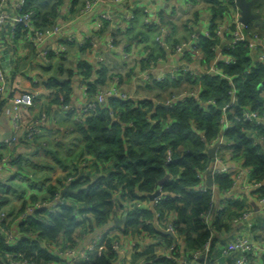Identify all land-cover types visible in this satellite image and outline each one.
Wrapping results in <instances>:
<instances>
[{
	"label": "built area",
	"instance_id": "built-area-1",
	"mask_svg": "<svg viewBox=\"0 0 264 264\" xmlns=\"http://www.w3.org/2000/svg\"><path fill=\"white\" fill-rule=\"evenodd\" d=\"M108 1L127 3L126 0ZM218 1L221 4L229 5L228 0ZM97 2L98 0H84L79 11L80 16H92L97 33L95 37L100 35L98 33L103 27L102 21L110 19V14L106 11L94 13V5ZM26 3L27 0H15L13 4L5 7L4 0H0V31L7 27L10 38H14L15 33L20 29L27 40L36 44L61 33L59 23L35 25L33 14L27 9ZM134 7L131 5L130 10L126 12V19H130ZM141 11L144 14V25L151 26L156 30L154 44L158 49V54L155 61H161L166 56L178 60L176 65L158 71H154V65L142 70L141 76L146 82L151 84L179 77L187 79L188 76L197 80L200 75H209L225 79L229 83L227 100L218 107L215 99L201 96L198 81L196 87H185L162 101L166 106H171L183 98H192L203 110L213 107L219 111L218 132L208 145L209 148L216 144L214 156L211 157L212 160L205 170H197L195 175L197 181L188 188L209 195L207 205L197 214V218L208 230L209 237L199 248L190 247L178 230L175 213L169 211L161 215L157 206L165 199L179 196L177 193L164 189L163 183H157L153 191L146 194L147 199L140 197L130 200L119 199V194L122 191L112 194L113 199L110 200H113V204L108 208L103 222L105 226L99 232L87 237L88 233L92 232L91 228L97 227L99 224L95 222L90 212H82L81 208L84 204L74 197L73 190L65 191L72 181L85 177L87 171L96 163L93 157L83 154L65 173L59 187L43 197H30L23 202L17 211L18 219L14 224L9 225V212L0 201V264H82L94 260L97 256L107 257L110 254V264H129L127 250L140 252L149 238L157 240L159 246L155 252L168 264H264V237L258 235V229H256L261 222V215L264 214V195L258 192L260 189H264V178L256 179L253 176V168L245 164L234 151L227 148L230 141L225 135V131L233 126L232 115L236 120L247 123L250 127H264V90L262 91V107L253 108L250 104L240 103V93L236 83V81L246 80L257 63L264 67V35L255 31L249 22L243 23L239 20V9L234 0L232 9L215 19L211 17V23H208L200 35L212 41L213 56L208 62H205L197 46L199 41L197 36L192 33L178 42H170L166 37L167 26L162 23L161 18L151 14L153 10H149L146 6H141ZM63 36L65 42L79 44L93 38L87 34L84 37ZM108 41V45L112 47L113 37H110ZM240 43L247 45L245 56L248 57L249 62L241 71L227 74L223 65L237 63L236 56L228 51L236 50ZM59 49H63L61 44ZM119 49L122 56L126 58L128 55L124 46H120ZM3 50L0 46V100L12 110H16L20 105H32L36 101L37 91L23 90L19 84L10 79L12 76V73H9L10 65L6 70L2 63V56L5 54ZM43 54L44 52H42ZM188 56L191 58L188 59ZM97 59L102 60V57H97ZM100 67L97 65L94 70L96 71ZM118 79L119 77L115 75L111 77L110 82L97 85L91 96L87 95V81L84 80L82 85L84 101L75 107L66 106L71 111L76 109L74 110L75 120L82 123L83 119L94 112L99 105L104 104L108 97L136 99L137 97L134 98V96L121 92L120 79ZM11 119L12 131L17 132L20 124L17 122L15 113ZM45 120L46 113L44 110L40 111L39 117L25 130V136L30 139L39 134ZM246 136H249L253 143L259 145L260 150L264 152L263 134L253 129H246ZM0 142L9 147L16 142V134L9 135L1 139ZM13 159L14 157L10 158L8 155L0 156V172L2 168L9 166L14 161ZM170 160L171 152L167 150L165 161ZM166 174L168 176L166 180L174 179V175L165 171L164 175ZM218 174L227 175L231 180L230 184L223 188L219 187L214 181V177ZM208 175L210 183L207 180ZM214 184L218 187L216 190L219 189L222 195L218 200L214 199ZM155 191L156 194L149 198V194ZM239 194H243V197L238 196ZM235 199L243 202L242 207L239 209L233 207L231 209L233 214H228L225 210L227 201ZM230 207L232 206L230 205ZM128 211H134L139 216L150 211L151 219L146 223L153 226L154 233L149 234L141 228L134 230L133 227H129L125 229L123 226L125 220L121 224L113 222L114 218L121 214H125L126 217ZM68 215L74 218L75 225L84 224L86 232L84 235L74 234L72 230L69 238L67 233L60 236L59 232L61 231L51 237L43 232V227L50 225L55 220L66 219ZM217 220L219 224L223 223V225L218 226ZM20 240H27L32 246V250L28 254L17 247ZM212 240H214L213 248H211ZM41 251L48 254L49 257L40 256ZM141 264H150V262L143 261Z\"/></svg>",
	"mask_w": 264,
	"mask_h": 264
},
{
	"label": "crops",
	"instance_id": "crops-1",
	"mask_svg": "<svg viewBox=\"0 0 264 264\" xmlns=\"http://www.w3.org/2000/svg\"><path fill=\"white\" fill-rule=\"evenodd\" d=\"M14 1L4 0L5 7ZM126 1L124 4L98 0L94 5V13L106 11L110 14V19L102 21L103 27L98 37H95L97 33L92 16L79 14L84 0H27L26 7L32 12L35 25L43 26V22L61 25L60 34L48 37L39 44L27 40L21 30L15 33L14 38H10L7 27L1 29L0 46L4 49L3 53L9 56V73H12L10 79L23 90L37 91L36 101L32 105H20L16 110H12L0 100V140L16 134V142L11 146L0 142V156L14 157V161L0 172V199L9 212V225L17 221V211L27 198L43 197L59 187L68 169L81 155L88 154L84 150L80 124L75 120L76 109L71 111L66 107H75L84 101L82 85L84 80L90 78L84 77L79 71L80 62L87 63L95 73V66L104 67V83L110 82L111 77L117 75L120 77L121 92L134 98L145 97L162 102L185 87H196V82L191 79L179 77L166 79L162 90L161 85L164 84H150L142 78L141 71L151 65H154V71H158L176 65L178 60L166 56L161 61H155L158 54L154 44L156 30L144 25L141 6L153 10L151 14L161 18L162 23L167 26L166 37L170 42H178L192 33L199 37L208 23H211L212 12L208 4L204 0ZM131 5L135 7L130 19H126L125 14ZM228 9L231 10L232 7ZM251 11L257 16L249 24L255 31L264 35V0H254ZM86 34L94 39L89 38L90 40L87 39L83 44L64 41L63 35L84 37ZM110 37H113L114 41L112 47L108 45ZM60 44L63 46L62 50L59 49ZM120 46H124L128 55L126 58L122 56ZM97 57H102V60ZM53 81L57 84H53ZM62 82H69L70 86L65 102L62 100L65 93ZM43 110L46 120L41 126V132L33 138H27L25 130ZM13 113L20 124L17 132L12 131ZM103 169L97 162L86 174L93 179L103 174ZM217 188L215 185V200L222 197ZM67 189L71 188L67 187L65 191ZM238 196L242 198L243 194ZM260 221L256 229L258 235L264 237V214L261 215ZM103 226L104 223L97 227L91 226L92 232L88 233L87 237L102 230ZM130 227L134 230L140 229L137 225ZM72 230V233L80 236L86 233L84 224L80 223ZM61 232L60 236L67 233L69 238L70 233L63 229ZM158 246L155 238H149L140 252L127 250V262L141 264L143 261H149L150 264H168L162 259L156 260L160 258L155 252Z\"/></svg>",
	"mask_w": 264,
	"mask_h": 264
},
{
	"label": "trees",
	"instance_id": "trees-1",
	"mask_svg": "<svg viewBox=\"0 0 264 264\" xmlns=\"http://www.w3.org/2000/svg\"><path fill=\"white\" fill-rule=\"evenodd\" d=\"M204 1L208 4L213 19L228 12V8L234 4V0H228L229 5L221 4L218 0ZM198 38L197 46L201 56L208 62L213 56L212 41L203 36ZM246 50L247 45L240 43L236 50L228 51L236 56L237 63L223 65L227 74L237 73L248 64ZM78 69L84 77L90 78L86 80L88 96L93 94L97 85L105 84L104 67L101 66L95 73L82 61ZM188 78L194 83L198 81L201 96L215 99L217 107L227 100L229 87L227 80L209 75H200L197 80L191 76ZM263 78L264 67L257 63L246 80L236 81L240 103L250 104L253 108L262 107ZM52 83L57 84L55 81ZM164 83L165 81L154 82L155 85ZM61 86L65 92L62 100L65 102L70 92L69 82H62ZM164 86L165 84L161 85V88ZM218 116V109L209 107L208 110H203L192 98H183L171 106H164L152 98L108 97L104 104L99 105L83 119L82 123H79L84 139V150L105 170L103 174L93 179L87 175L69 184V188L74 191V197L84 204L82 212H90L95 222L101 224L105 221L108 208L113 204V200H110L113 199L112 194L122 191L119 199L130 200L136 197L147 199L146 194L153 191L167 171L174 175V179L164 181L162 186L179 196L165 199L157 206V210L161 215L169 211L174 212L175 223L184 240L190 247L199 248L209 237V232L197 218V214L207 205L209 195L188 188L196 183L197 170H205L212 160L207 148L218 132ZM232 119L233 126L225 131L226 138L230 141L227 148L253 168V176L256 179L264 178V152L246 136V129H253L264 135V127H250L247 123L236 120L234 115ZM167 150L171 152V160L168 162L165 161ZM214 181L221 188L231 182L230 178L223 174L216 175ZM258 192L264 195V189ZM0 201L2 203L1 199ZM233 207L241 208L242 202L236 199L227 201L225 210L228 214H233L231 210ZM151 215L150 211L144 212L142 216L134 211H128L124 228L137 225L153 234V226L146 223L151 219ZM216 223L219 224L218 220ZM75 224L74 218L68 215L66 219L55 220L43 227V232L51 237L62 229L71 233ZM220 225L223 223L218 226ZM213 242L214 240L211 241V248L214 247ZM17 247L27 254L32 250L27 240H20ZM40 256L49 257L42 251ZM110 257L111 254L107 257L100 255L82 264H110ZM161 259L164 260L163 258L156 260Z\"/></svg>",
	"mask_w": 264,
	"mask_h": 264
},
{
	"label": "water",
	"instance_id": "water-1",
	"mask_svg": "<svg viewBox=\"0 0 264 264\" xmlns=\"http://www.w3.org/2000/svg\"><path fill=\"white\" fill-rule=\"evenodd\" d=\"M254 0H235V3L239 9V14H240V17H239V20L243 23H248L250 22L251 20H253L254 18H256V14L253 13L251 11V5L253 3ZM2 63H3V66L6 70H8L9 68V63H8V57H7V54H3L2 56ZM262 83H264V80L262 81ZM160 104L166 106L164 103L162 102H159ZM215 149H216V144H214L213 146L209 147L207 150H208V153L211 157L214 156V153H215ZM167 174L164 175L159 181L158 183H163L166 178H167ZM207 180L208 182L210 183V176L208 175L207 176ZM156 194V191L153 192V193H150L149 194V198H152L154 195ZM125 220V214H122L121 217H115L114 218V222L116 224H121L123 221Z\"/></svg>",
	"mask_w": 264,
	"mask_h": 264
},
{
	"label": "rangeland",
	"instance_id": "rangeland-1",
	"mask_svg": "<svg viewBox=\"0 0 264 264\" xmlns=\"http://www.w3.org/2000/svg\"><path fill=\"white\" fill-rule=\"evenodd\" d=\"M119 80V79H118ZM120 82V81H119ZM162 90H164L163 88H161ZM164 97V96H163Z\"/></svg>",
	"mask_w": 264,
	"mask_h": 264
}]
</instances>
